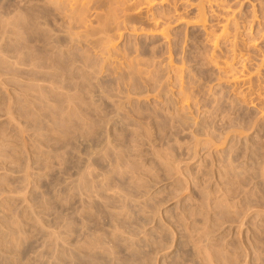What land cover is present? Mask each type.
<instances>
[{"label":"rangeland","instance_id":"rangeland-1","mask_svg":"<svg viewBox=\"0 0 264 264\" xmlns=\"http://www.w3.org/2000/svg\"><path fill=\"white\" fill-rule=\"evenodd\" d=\"M222 3L0 0V264H264V0Z\"/></svg>","mask_w":264,"mask_h":264},{"label":"bare ground","instance_id":"bare-ground-1","mask_svg":"<svg viewBox=\"0 0 264 264\" xmlns=\"http://www.w3.org/2000/svg\"><path fill=\"white\" fill-rule=\"evenodd\" d=\"M48 3L54 5V7L63 13L65 16V19L69 23H78L80 24L78 27H84V28H89L88 22L89 20V11L91 10L92 4H95L99 1L103 0H46ZM145 5L152 6L156 2H164L167 0H141ZM210 7L216 6L219 8H223L224 5L222 2L226 0H204ZM264 17V16H263ZM197 21L198 22H203L204 26H206V12L204 6H202L199 9V13L197 16ZM231 19L227 18L224 25L222 26V29L220 30V36H231L232 35V45H236L237 43V37H239V25L237 22L232 23L231 27ZM232 28V30H231ZM215 46L214 48L216 49L217 47V41L219 37L215 36ZM214 40V39H213ZM235 50V49H234ZM236 51V50H235ZM235 53V52H234ZM223 69L228 72L233 71V66L229 62H225ZM244 69V66L242 67ZM232 77L235 81L237 82H242L245 83L246 80L248 79V76L242 72L240 75H237L236 73L232 74Z\"/></svg>","mask_w":264,"mask_h":264}]
</instances>
